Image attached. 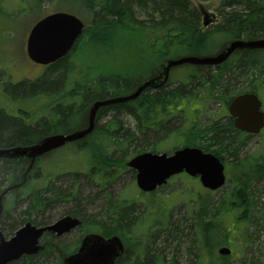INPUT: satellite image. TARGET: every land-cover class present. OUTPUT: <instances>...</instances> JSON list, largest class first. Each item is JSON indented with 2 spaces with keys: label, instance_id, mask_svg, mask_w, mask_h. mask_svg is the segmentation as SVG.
I'll return each mask as SVG.
<instances>
[{
  "label": "trees",
  "instance_id": "obj_1",
  "mask_svg": "<svg viewBox=\"0 0 264 264\" xmlns=\"http://www.w3.org/2000/svg\"><path fill=\"white\" fill-rule=\"evenodd\" d=\"M9 1L13 0H0V34L6 30V23L13 16V13L10 14L8 12L9 4L6 5ZM16 1L18 3L17 9L23 10L22 12H33L40 10L41 3L49 0ZM73 2L80 3L86 10L92 12L93 21L91 28L84 30L73 50L66 57L45 67L42 74L34 80L3 83L7 85L6 87L14 95L25 96L32 102L37 103L42 99H49L48 103L41 107L42 113L40 115H38V111L28 114L22 110L23 113L36 119L42 117L41 122L49 129H34L29 134L19 138L20 134L28 126H24L21 123L8 122L5 118L10 117H8L6 112L1 111L0 148L26 147L33 145L47 135L67 134L83 129L86 125L87 107L91 103L134 93L141 81L151 74L150 72L147 73L151 69V65L187 55L201 56L215 35L221 36L224 38L222 40L228 41L239 40L243 37L248 40L264 39V0H257L256 2L249 0H223L221 5L226 7H235L243 2L245 4L243 8L246 12L229 17L223 16L221 24L216 27L213 33H209L202 28L199 20V11L193 7L191 0H73ZM151 8L153 14H157L158 19H154L151 26H147L145 23L141 24L137 19V14H143L144 10ZM83 37L86 39H82ZM138 39H148V41L139 45ZM127 44H130L135 51L134 54L136 56L132 58V61H137L128 66L124 62L122 65L125 66L120 69L122 65L118 66L112 58L119 53L121 54V50ZM118 51L120 52L117 53ZM92 52H101L100 56L108 58V61L95 70V72L98 71V75L85 86L83 81H79L83 77L80 66L84 67L85 71L90 72L92 68L88 66L87 70L85 61L88 60L87 56H90ZM94 54L96 55V53ZM144 60L148 61V63L146 62V66H141ZM66 62V70L61 74L60 68ZM138 64H140L139 70L136 68ZM231 69H234L232 72L233 79L234 75L239 77L244 74L241 76L243 80H248L251 77L253 78L252 80L258 79L264 82V51L236 52L226 63L213 69L215 73L211 81H207L201 76V73L208 72L210 68L185 65L181 69H177L178 71L175 70L167 85L160 90L154 92L147 90L135 101L101 109L98 113L97 121L103 119L105 114L108 113L116 116L121 112H125L133 118L132 121H134L136 132L124 125L118 118L112 117L105 124H97L93 135L83 140L82 145L76 147V149L81 151H90V175L92 176L90 186L99 187L101 191H105L117 179L115 173L120 174L122 173L121 171L125 170L124 164L131 156L146 151L157 153L158 146L156 145L164 140L161 139L163 138L161 132L165 133L167 131L165 129L172 118L183 114L181 108L184 109L182 107L184 101L187 106L191 102L197 101L196 95L198 93L201 95L198 99L199 101L201 100V105L210 100H223L224 105L227 107L228 102L233 97L246 92H256V87L250 83V87L245 91L233 92L228 98L222 97L221 92L226 87L230 88L231 86L222 75L228 73ZM1 77L0 75V80ZM64 79L65 81H63ZM174 85L176 86L172 87ZM190 107L191 105L187 109L190 110ZM190 111L194 121L196 116L194 108ZM193 121L188 131H179L183 133V142L180 143L177 139H174V137L178 138V136H173L172 131L171 135L168 134L169 138L174 142L184 143V146L197 147L204 152L211 153L221 161H223L224 154L236 155V152L240 149L241 141L234 134H243L234 130L231 118L227 117L226 122L223 124L212 123L203 127ZM9 128L10 130L6 132L5 130ZM137 141H143L146 146L140 148L134 146ZM116 153L119 155L116 156ZM0 163L4 166V172L6 173L4 182L17 183L23 180L29 161L26 159L2 160ZM36 164L34 171L27 175V178L43 175V164L40 161ZM234 166L236 168L234 170L241 171L243 178H238L236 183L228 189L224 197V205L222 202H217L218 206L214 207L207 199L205 204L200 200L196 201L199 205V210L196 212H193L196 207L195 203L190 206L188 219L191 220L192 226L190 227H193L195 231V245L199 254L197 264L203 263L204 257L202 258L201 253H205L210 257L215 248L226 245L232 229L242 231L247 229L253 221L252 215L255 212V210L253 211L255 202L250 188L254 182L264 178V162L261 159H244L234 163ZM52 176L48 174L46 177L51 179ZM77 179H81V182H83L82 180H85L86 177L75 175L73 181H77ZM3 184L0 182V194ZM60 189L62 188L60 187ZM45 192L41 190L31 191L28 196L29 204L23 210L25 217L19 218L16 223L18 226H21L26 221L31 222L26 215H31L38 210L47 208L49 198L44 196L48 197L53 193L60 194L56 191L54 184H51ZM79 193L77 186L75 185L74 187L72 184V189L69 188L63 196L66 198L74 196L75 199H70L75 202L79 197ZM141 196H144V194H141ZM147 196L152 197V195ZM90 199L87 202H90ZM130 201H124V199L119 198L118 203L107 201L104 206L102 203H100L101 206L100 204L96 205L94 201L95 210L105 206L106 208L105 213H98L91 217L90 233L99 234L104 238L116 236L128 246L126 256L118 259L116 264H135V260H140L144 264L146 262L152 264V260L146 256L151 249L150 245L142 239L144 236L141 232L133 233L134 238L131 240L126 237L134 228L130 225V216H132L130 211L132 209L135 210L136 206L137 209L141 208V206L136 205V202ZM160 201V198H156L155 201L151 200L149 207L154 209L160 206ZM67 210L69 214H74L69 209ZM83 210L81 207L80 211L82 213ZM74 215L78 216L77 214ZM107 217L110 218L108 227L102 224V221ZM229 220L233 223L231 231L225 227V223ZM49 223L50 221L47 219L40 220L36 224L37 226H42ZM159 224L166 229L169 222L164 225L161 222ZM17 225L9 223L6 225L8 229L2 231L10 236ZM169 226L172 227L171 232L174 237L171 240L177 241L182 234L179 229L180 226ZM185 227L187 225H184ZM82 231L84 233L89 231L86 224H83ZM247 236L248 233L243 231L238 237L237 242L241 244L242 249L248 244L249 239ZM58 241L53 238L44 239L46 247L44 251L36 256L22 257L10 264H39L36 262L42 258H51L53 264H62L61 256L75 252L79 241H76L74 246H61ZM129 254L130 256L132 254L133 258H135H129L128 261L130 263L124 260ZM57 255L59 256L57 257ZM54 256H56V260L53 262L52 258ZM210 260L206 264H216L212 258Z\"/></svg>",
  "mask_w": 264,
  "mask_h": 264
},
{
  "label": "rangeland",
  "instance_id": "obj_2",
  "mask_svg": "<svg viewBox=\"0 0 264 264\" xmlns=\"http://www.w3.org/2000/svg\"><path fill=\"white\" fill-rule=\"evenodd\" d=\"M249 1L256 2L257 0ZM222 2L223 0H191L193 7L199 11V20L201 26L203 23L204 15H202L203 13L200 11V8H202V10L206 12V15L211 21V24L208 27H206L205 29L203 28L209 33H213L216 27L221 24L223 16L229 17L234 16L238 13L246 12L243 8L245 6L243 2L235 7L222 6ZM8 4V12H10V14L13 13V16L11 20L7 21L8 23H6L5 25L6 30L4 32H1L0 34V72H2L0 74L2 76L0 80V112L4 111L7 113L8 117L10 118H5V120H7L8 122L10 121L17 124L21 123L24 126H28V128L24 129L20 134L19 138H22L23 135L29 134L34 129H49L43 122H41L42 117L36 119L35 117H31V115H27L22 112L23 110L28 114H32L38 111V115H40L42 113L41 107L46 105L49 99H42L37 103L32 102L25 96L20 97V95H14V93L10 92L8 87H6L7 85L3 84L7 82L19 83L23 80H34L38 78L44 71V67L34 65L28 60L26 56V40L31 27L35 24V22L45 17L46 15L58 11L75 15L84 23L86 29L91 28L93 21L91 17L92 12L86 10L80 3L73 2V0H49L48 2L44 1L43 3H41L40 10H35L33 12H22L23 10L17 9L18 3L16 0L9 1L6 3V5ZM13 6H15L16 9L13 8ZM151 13L153 14L152 8L144 10L143 14H137V19L141 24L145 23L147 26H151L153 20L156 18L158 19L157 14L152 15ZM82 39L86 38L83 37ZM222 39L224 38L215 35L209 42V46L204 50L203 55L209 56L213 55L217 51L219 52L225 46L224 43H221L223 41ZM138 40L139 45L145 44L146 41H148V39ZM119 52L120 51H118L117 53ZM94 53H96V55ZM94 53L92 52L90 56H87L88 60L85 61L86 69L88 70V66L92 68L90 69V72L85 71V68L80 66V68L82 69L83 77L79 79V81H83V84H85V86L90 83V80L98 75V71L95 72V70L103 66V64L108 61V58L100 56L101 52ZM134 53L135 51L131 48V45L127 44L121 50V54L119 53L112 59L116 62V64H118V66H121L124 62L127 66L132 65L135 61H137H132V58L136 56ZM114 61L111 62L115 63ZM146 62L147 61H145V63ZM145 63L144 61H142L141 66H144ZM123 66L125 65H122L120 69H122ZM66 67L67 62L60 68L61 74L64 72V70H66ZM136 68L137 70H139L140 64H138ZM233 71L234 69H231L228 73L222 75L224 79L226 78L225 81L230 83L231 85L230 88L226 87V89L221 92L222 97L228 98L233 92L235 93L239 91H245L246 89H248V87H250L249 84L251 83L256 87V94L261 101L262 109L264 111V82L262 80L259 81L258 79L252 80L253 78L251 77L248 80H243L241 79V76L244 74H241V76L239 77L234 75L233 79ZM214 73L215 71L213 69H210L206 73H201V76L203 77V79L205 78L207 81H211L213 80L212 77ZM151 76L152 75H149L148 77ZM63 81H65V79ZM175 86L176 85L172 87ZM200 96V93H198L196 95V100L198 102H191L190 104H188V106L185 105V101L183 102L182 107L184 109L181 108V110H183V114L172 118L170 120V124L165 129V131H167L165 133L161 132V135L163 136V138L161 139L164 140L161 143L157 144L159 151L170 152L173 149L184 144H180L181 142H183V135L181 136V133L179 131L182 130L183 132L184 130L188 131L190 129L189 126L193 121V115L190 110H192L193 108L194 112L196 113L194 121L196 122V124L200 125V127L211 125L212 123L223 124L226 122L228 113L226 110V106L224 105V101L210 100L201 105V100H198ZM190 105V110H188L187 108ZM185 111L186 113L184 114ZM112 117L118 118L124 125H127L130 129L136 132V129L134 128V121H132L133 118L130 115L128 116L125 112H121L116 116H113L111 113L105 114V117L100 120L99 125L108 122L110 119H112ZM9 130L10 128L5 131L7 132ZM171 131L173 136L177 135L178 138L181 139V141H179L178 138L174 137V139H177L180 143L174 142L169 138L170 136H168V134H170ZM261 132V134L256 136L234 134V136H236L238 140L241 141V146L240 149L236 152V155H223L224 158L222 160L226 168L225 174L227 182L224 188L214 194H210L208 191L202 189L196 179H191L184 175L173 178L170 183L166 185V187H163L158 191V193L156 192L154 196H142V198H140L136 187H134L133 175L130 172L122 174L120 178H117L111 185H109L108 188H106L105 191H101L99 187H89L86 179H83V182H81V179L73 181V174L62 175L50 181L48 177H46L47 174H55L57 172L67 170L83 171L84 167L87 166V164L90 162V156L86 157L82 152L71 149V147L63 149V151H61L60 153L51 154L41 160V163L43 164V175L40 178L35 177V179H33L29 184L30 186L24 187L22 189L26 190L24 194L16 195L14 197L12 195L6 196V199L3 201V206H6V212L4 213L3 209L2 214L0 215V228L4 231V229H8V226H6L7 224L15 223V225H17L16 223L19 221V218L25 217L23 210L26 209L29 204V201L26 198L25 194L29 195L32 190L36 189H41L42 192H45L44 190H48L51 184H54L56 191H58V188L60 189L61 187L62 189H60V191L62 193L64 192L63 194H65V192L67 193L69 188L72 189L73 184L74 187L75 185L79 187L78 189L80 192L78 195L79 197L75 200V202L70 199L72 197L66 198L61 193H53L48 197L44 196L45 198H49V204L46 209L38 210L36 213L26 216L30 218V220L34 224H36L40 220L47 219L50 222H54L55 219H57L61 214L68 213L67 209H69L70 212L80 216L84 220V224L88 226L87 214L89 213V208L91 219L93 215H97L98 213H105L106 206L95 210L96 205L102 203L104 206L107 201L118 203L119 198L130 199V202H136V204H139L141 208L137 209L136 206L135 210L132 209V211H130L132 212V216H130V225L134 228L126 237L131 240L134 238L133 233L141 232V234L145 238L144 239L142 237V239L145 240V243H148L150 245L151 249L148 252L149 256H146L152 260V264H197V257L199 256V254L195 245L196 236L194 228L190 227L192 226L191 220L188 219L190 214V206H192L193 204L191 202V199L190 201H188L187 196H194L193 201L201 200L203 204H205L207 199H209L214 207L218 206L217 202H222V204L224 205V197L226 196L228 189L234 183H236L238 178L242 177L241 171L234 170L236 169L234 163L244 159H261L264 162V129ZM134 146L140 148L146 146V144L143 143V141H137ZM117 155L119 154L116 153V156ZM83 158L84 161L82 160ZM3 167L4 166L0 163V182H2V184L6 177V173L4 172ZM80 177L82 176L80 175ZM4 185H6V182H4L2 186ZM250 189L253 193L255 202L253 207V211L255 210V212L252 215V223L249 224L247 229H244L242 231H238V229H232L233 223L230 220L225 223V227L228 228V230L231 231L232 229V234L230 233L231 237L238 238L243 233V231H246L248 233L247 238L249 239L248 244L244 249H242L241 244L239 242H236L232 245L233 248H230V250L232 251L231 255L226 258H220L217 256L216 251L218 248H215L210 257H208L205 253H201L200 255L202 256V258L204 257L202 264L208 263L209 261H211V258L216 264H264V178H261L259 181L254 182ZM187 192L189 194H187ZM156 198H162V201H160L162 204L160 203L161 207L158 206L159 208L156 207L157 209L153 210L149 207V202L151 200L155 201ZM88 199H90V202H87ZM93 200L95 201L96 205L94 204ZM75 203H78L77 206ZM195 205L197 208L195 207L196 210L194 209L193 212L199 210V205L197 203H195ZM81 207L85 210H83V213L80 211ZM159 222H161L163 225L169 222V225L180 226L179 229L181 230L182 234L180 235L179 239L177 241L171 240L174 239L171 232L172 227L168 225L166 229H164V226L162 225L163 227H161V224H159ZM109 223V217L105 218L102 221V224L107 227L110 225ZM184 225H187V227L184 228ZM4 235H7L6 232L4 233ZM83 235L84 232L81 229L76 230L70 235H67L63 239H61L59 244L61 246H74L75 242L82 238ZM7 237L10 236L7 235ZM127 257L128 259H135L133 258L132 254L131 256L129 254ZM55 260L56 256L52 258L53 262ZM124 260L126 261V259ZM135 261L137 264H144L140 260ZM160 261H162V263H160ZM36 263L53 264L51 262V258H42ZM146 264L151 263L146 262Z\"/></svg>",
  "mask_w": 264,
  "mask_h": 264
},
{
  "label": "water",
  "instance_id": "obj_3",
  "mask_svg": "<svg viewBox=\"0 0 264 264\" xmlns=\"http://www.w3.org/2000/svg\"><path fill=\"white\" fill-rule=\"evenodd\" d=\"M201 11L204 15L203 26L207 27L210 20L202 9ZM82 29L81 21L72 15L54 14L46 17L35 24L29 33L26 44L28 58L38 65H48L57 61L72 49ZM261 50H264V39L233 40L214 56H184L164 61L159 65L156 75L142 82L134 93L93 103L88 111L87 127L84 130L68 135L46 137L31 146L0 149V160L25 158L30 161V170L37 158L61 148L66 143L81 141L90 135L100 108L135 100L147 89L162 88L167 83L172 69L183 65L216 67L226 62L235 52ZM228 113L233 118L234 128L240 132L257 135L264 127V113L256 94L245 93L233 98L228 105ZM127 167L136 172V185L143 192H152L163 186L171 176L183 172L191 177H198L201 186L209 191L219 190L225 183L224 166L220 160L196 148H182L174 151L170 156L140 154L132 158L127 163ZM80 224V220L66 216L47 227L37 228L26 223L7 240L0 232V264L16 262L23 256H35L43 250L39 240L44 233H52L60 237ZM122 252L123 245L117 237L103 238L98 235H88L82 239L75 254L63 258V264H115ZM217 253L220 256H228L230 250L221 248Z\"/></svg>",
  "mask_w": 264,
  "mask_h": 264
},
{
  "label": "flooded vegetation",
  "instance_id": "obj_4",
  "mask_svg": "<svg viewBox=\"0 0 264 264\" xmlns=\"http://www.w3.org/2000/svg\"><path fill=\"white\" fill-rule=\"evenodd\" d=\"M91 180H92V177H91ZM86 181H87L88 186L90 187V173L86 176ZM77 188H79V187H77ZM44 191H46V190H44ZM58 192L62 194V192L60 191V189H58ZM74 198L75 197L73 196L72 199H74ZM69 202H70V200H69ZM87 216H88V226H87V228H88L89 234H90V208H89V213L87 214ZM77 217L84 224V220L80 216H77ZM231 242H232V239H228V244H232ZM122 255L123 256H126V252L124 251V253ZM125 262H128V257H126V261ZM135 264H137V263H135Z\"/></svg>",
  "mask_w": 264,
  "mask_h": 264
},
{
  "label": "bare ground",
  "instance_id": "obj_5",
  "mask_svg": "<svg viewBox=\"0 0 264 264\" xmlns=\"http://www.w3.org/2000/svg\"><path fill=\"white\" fill-rule=\"evenodd\" d=\"M24 120V119H23Z\"/></svg>",
  "mask_w": 264,
  "mask_h": 264
}]
</instances>
